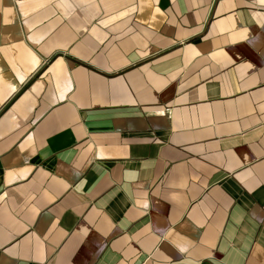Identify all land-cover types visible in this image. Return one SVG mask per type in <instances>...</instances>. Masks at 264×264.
I'll return each mask as SVG.
<instances>
[{
	"label": "crops",
	"instance_id": "crops-1",
	"mask_svg": "<svg viewBox=\"0 0 264 264\" xmlns=\"http://www.w3.org/2000/svg\"><path fill=\"white\" fill-rule=\"evenodd\" d=\"M0 264H264V0H0Z\"/></svg>",
	"mask_w": 264,
	"mask_h": 264
}]
</instances>
